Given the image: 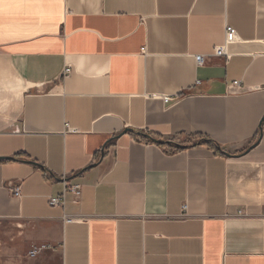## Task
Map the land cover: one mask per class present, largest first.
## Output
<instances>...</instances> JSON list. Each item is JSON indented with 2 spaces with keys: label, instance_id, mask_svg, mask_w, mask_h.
<instances>
[{
  "label": "crops",
  "instance_id": "obj_1",
  "mask_svg": "<svg viewBox=\"0 0 264 264\" xmlns=\"http://www.w3.org/2000/svg\"><path fill=\"white\" fill-rule=\"evenodd\" d=\"M263 116L264 0H0V264H264Z\"/></svg>",
  "mask_w": 264,
  "mask_h": 264
},
{
  "label": "built area",
  "instance_id": "obj_2",
  "mask_svg": "<svg viewBox=\"0 0 264 264\" xmlns=\"http://www.w3.org/2000/svg\"><path fill=\"white\" fill-rule=\"evenodd\" d=\"M237 40V32L236 30L229 25L225 26L224 29V41L221 45H218L214 48L213 50V56L217 57H225L226 59L229 58L230 54L228 53V45L232 42H235ZM195 62L197 64H203L204 63V56L203 55H196L194 57ZM70 72L69 67H65L63 70V74H68ZM233 84H238L237 81L233 82ZM172 101V98L169 97H164L163 102L165 104L169 103ZM70 131H75V129H69ZM9 192L10 195L13 197H20V184L18 181L8 184ZM81 185L80 184H72L69 181H67L64 177L62 179V190L59 195H52L48 197V204L51 206H61L64 207L65 202H66V195L71 194L72 197L75 200H78L81 195ZM185 205L183 208L185 209ZM183 216V213L181 214ZM63 220L65 222H74V221H80L81 218H76L75 216L64 214L63 215ZM50 247L49 244L47 243H32L30 245V248L27 252V255L30 257L37 256L40 252L43 250H46Z\"/></svg>",
  "mask_w": 264,
  "mask_h": 264
},
{
  "label": "water",
  "instance_id": "obj_3",
  "mask_svg": "<svg viewBox=\"0 0 264 264\" xmlns=\"http://www.w3.org/2000/svg\"><path fill=\"white\" fill-rule=\"evenodd\" d=\"M263 121H264V116L262 117V120H261V122H260V129H261V124L263 123ZM125 131H127V130H125ZM154 141H156V142H159L158 140H154ZM257 142H258V140H257ZM256 142V143H257ZM160 143V142H159ZM169 143H173V145L175 146V147H178V148H183L184 147V145L183 144H178V143H174V142H171V141H169ZM255 143V144H256ZM254 144V145H255ZM254 145H252L250 148H248L246 151H248L249 149H251L252 147H254ZM225 154L226 155H230V154H228V153H226L225 152ZM94 165H96V164H94Z\"/></svg>",
  "mask_w": 264,
  "mask_h": 264
},
{
  "label": "trees",
  "instance_id": "obj_4",
  "mask_svg": "<svg viewBox=\"0 0 264 264\" xmlns=\"http://www.w3.org/2000/svg\"><path fill=\"white\" fill-rule=\"evenodd\" d=\"M207 142V141H206ZM215 147V146H214ZM218 149V148H217Z\"/></svg>",
  "mask_w": 264,
  "mask_h": 264
}]
</instances>
